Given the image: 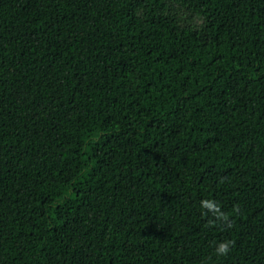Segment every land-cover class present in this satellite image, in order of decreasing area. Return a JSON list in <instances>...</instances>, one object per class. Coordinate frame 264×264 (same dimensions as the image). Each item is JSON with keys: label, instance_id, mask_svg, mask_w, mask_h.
Instances as JSON below:
<instances>
[{"label": "trees", "instance_id": "1", "mask_svg": "<svg viewBox=\"0 0 264 264\" xmlns=\"http://www.w3.org/2000/svg\"><path fill=\"white\" fill-rule=\"evenodd\" d=\"M0 264H264V0H0Z\"/></svg>", "mask_w": 264, "mask_h": 264}, {"label": "clouds", "instance_id": "2", "mask_svg": "<svg viewBox=\"0 0 264 264\" xmlns=\"http://www.w3.org/2000/svg\"><path fill=\"white\" fill-rule=\"evenodd\" d=\"M202 204H203L204 206L208 207V208H213V207H215V205L212 204L211 201H207V200L202 201ZM216 250H217V252H219V253H225V252H227V250H228V244H227L226 242H224V243H220L219 246H218V248H217Z\"/></svg>", "mask_w": 264, "mask_h": 264}]
</instances>
